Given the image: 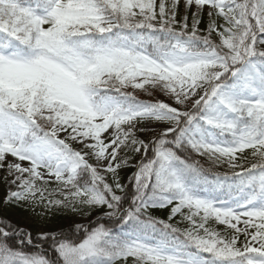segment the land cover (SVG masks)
Instances as JSON below:
<instances>
[{
  "label": "snow or ice",
  "instance_id": "6c2138e0",
  "mask_svg": "<svg viewBox=\"0 0 264 264\" xmlns=\"http://www.w3.org/2000/svg\"><path fill=\"white\" fill-rule=\"evenodd\" d=\"M180 6L0 0L4 202L105 218L35 250L0 218V264H264V0Z\"/></svg>",
  "mask_w": 264,
  "mask_h": 264
},
{
  "label": "trees",
  "instance_id": "16d2710c",
  "mask_svg": "<svg viewBox=\"0 0 264 264\" xmlns=\"http://www.w3.org/2000/svg\"><path fill=\"white\" fill-rule=\"evenodd\" d=\"M184 14V8L180 6V15L178 19ZM191 14L192 10L188 12L189 15V25L191 26ZM208 24V17L207 15H203L202 22H201V29H205ZM215 39V36L213 37ZM141 138L148 139L149 136L145 134H140ZM152 153L149 151L148 156L151 157ZM200 159L202 164H205V167H209L210 165L205 162L204 159L197 157ZM139 157L134 158L135 161H138ZM217 171H227V168H217ZM135 171L134 167L125 168L120 171V179L121 183L125 185V191L131 196L132 192L134 191V182L132 180L133 172ZM6 175L5 171L0 169V189L4 186V176ZM55 186L54 184L52 185ZM4 195L1 194L0 196V218L4 219V222H11L13 225H17L22 228L25 232H29L32 234L33 237V246H30L29 250H35L34 246H38L41 244L40 241V234L42 232H51L57 235L63 233L65 238H68L73 241H79L82 236L83 232L76 229V225H82L84 227H95L97 223H105V218L103 217L102 213L98 210H93L91 214L87 213H73L70 209H51L46 210L43 207H35L33 210L27 204L17 206L13 204H5ZM127 206V205H126ZM151 215L158 219H164L167 221L168 215L170 214L169 209H153L150 212ZM33 217L43 218L44 229L41 232V229L36 224V222H31L28 219H33ZM78 218L84 219L82 224H79ZM77 219V220H76ZM180 216L175 217L171 223L174 225H178L181 228L187 227L186 222H180ZM215 226V225H213ZM42 252L46 253L47 256L51 258H55V253L52 251V242L48 241L43 244L40 249Z\"/></svg>",
  "mask_w": 264,
  "mask_h": 264
},
{
  "label": "rangeland",
  "instance_id": "374dc122",
  "mask_svg": "<svg viewBox=\"0 0 264 264\" xmlns=\"http://www.w3.org/2000/svg\"><path fill=\"white\" fill-rule=\"evenodd\" d=\"M181 6L183 7V0H181ZM191 10H192V12H194L195 11V7H193ZM206 13H207V9L204 10V14L205 15H207ZM137 94L139 95L140 99H143V100L164 99V97L163 96H160L159 94H157L154 97L153 96H147V95H145L143 93H140V92H138ZM143 134H145L146 136H149V137L151 135V133H149L147 131L145 133H143ZM76 147H79V146L76 145ZM11 159H12V157H9V160H11ZM25 166H27V163L26 162H25ZM8 191H9V185L4 182V186L0 189V196H1V194H3L4 195V198H5L6 195H7V193H8ZM28 220L31 221V222H33V221L36 222V224L41 229V232L43 231L42 230V229H44V226H43L44 220H43V218L33 217V219H28ZM78 222H79V224H82L84 222V219L78 218Z\"/></svg>",
  "mask_w": 264,
  "mask_h": 264
}]
</instances>
